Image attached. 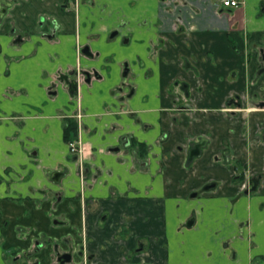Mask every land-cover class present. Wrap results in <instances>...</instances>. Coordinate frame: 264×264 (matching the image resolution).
Masks as SVG:
<instances>
[{
	"label": "crops",
	"instance_id": "1",
	"mask_svg": "<svg viewBox=\"0 0 264 264\" xmlns=\"http://www.w3.org/2000/svg\"><path fill=\"white\" fill-rule=\"evenodd\" d=\"M4 1L0 264L35 241L47 242L43 264L55 245L67 264H264V143L242 140L240 121L232 140L225 106L264 99V0L222 14L217 0ZM177 83L199 98L191 117L173 112ZM79 107L83 187L63 134ZM200 137L188 164L187 141ZM235 167L258 178L253 195Z\"/></svg>",
	"mask_w": 264,
	"mask_h": 264
},
{
	"label": "rangeland",
	"instance_id": "2",
	"mask_svg": "<svg viewBox=\"0 0 264 264\" xmlns=\"http://www.w3.org/2000/svg\"><path fill=\"white\" fill-rule=\"evenodd\" d=\"M263 44H264V38H263ZM264 49V46L262 47ZM250 49V46H249ZM239 50V48H237V51ZM241 51V49H240ZM244 52H246V49H244ZM248 52V51H247ZM243 55V54H242ZM257 70V73L260 72V74L262 76H264V62L261 64V66L257 69H255V71ZM90 75V74H89ZM82 77V76H80ZM182 83H177V85H172L171 87L173 88H177L180 92V89L182 88L181 85ZM179 93H174L175 96H178ZM244 96V95H243ZM199 99L193 101L192 103L190 102V105H195L197 104ZM234 101H238L241 105L240 106H236V105H232L231 107H227L229 104H225L228 112H226V118L227 120L229 119V126H231L232 132H228L230 134L231 139L233 140V138L235 137L234 133L237 132V128H239V121L241 122V126L244 129V132L242 133L243 136H241V139L244 140L246 143H251L253 144L254 148L258 147L260 144L259 143H264V116L263 118L261 117H257L259 116L258 114L263 112L264 113V99H261L260 97L258 99H253L251 97L246 98H242L240 96H238L237 98H233ZM256 103H263V104H256ZM188 104V105H189ZM79 113H76L74 116H72V120L77 121L78 123V129H77V135L76 137H74L73 139H71V141L69 142L70 144L73 143L75 146V151L71 152L69 151V153L73 156L76 157L75 159V167H76V172L79 176L80 179V185L81 187H83V185L87 184L86 182L88 181V175L87 173V166L86 164L81 161V156L84 152L83 147H82V142L80 139V129H81V120L84 117L83 113L81 112V109L79 107L78 109ZM173 112L176 115H180L181 113L184 114L187 117H191V107H182V110H180V108H174ZM173 113V114H174ZM225 115V114H224ZM242 117L244 119H246V124L243 123ZM176 120V119H175ZM245 122V121H244ZM263 138V140H262ZM68 145V143H67ZM264 146V144H263ZM243 169V168H242ZM235 170V172L232 174L233 177H235L236 179H234V184L237 186V189L240 190V188H244L245 186L247 187V190L245 191L246 194L248 195H253L251 193V190L248 189V182L246 181V179L248 178V180L250 179L249 175H253L251 173H249L248 169H244L243 170ZM258 180V178H257ZM259 185V180H258V184ZM222 190L228 189V186L225 184H221L220 187ZM211 188L208 189H204L206 191H209ZM242 221L240 222V225L242 226ZM242 233L238 234L239 235H244V232L241 230ZM249 236H252V233H249ZM33 246V244L31 245V247ZM30 251V250H27ZM25 251V252H27ZM32 252V251H31ZM34 254V253H33ZM31 255V253L29 254V258L25 259L23 258V256L21 257L22 259L19 260L20 264H26L28 262V260L30 261V263H34L35 261H37L38 259L34 258V255ZM22 255V254H21ZM9 262L10 258H8ZM7 260V262H8ZM241 260H239V262H234L233 264H241L240 263ZM8 262V264H9ZM135 263H138V261H136ZM139 264H144V263H140Z\"/></svg>",
	"mask_w": 264,
	"mask_h": 264
},
{
	"label": "flooded vegetation",
	"instance_id": "3",
	"mask_svg": "<svg viewBox=\"0 0 264 264\" xmlns=\"http://www.w3.org/2000/svg\"><path fill=\"white\" fill-rule=\"evenodd\" d=\"M0 4L3 7V6L6 5V2L4 0H0ZM215 9H216L217 12H219L221 14L222 13H228V12L218 11L217 10V2L215 3ZM58 27L59 26H58L57 22L53 20L51 22V27H50L49 31L47 33H45V38H48V39L55 38L57 30H58ZM10 35L13 38V44H15V45L23 42V40H24L23 39L24 37L21 34L17 33L15 30H12ZM65 78H66L65 76H60V79H65ZM86 78L88 80H90L91 79V75L86 73ZM180 85L182 87L180 89V91H182L181 92L182 94L181 95L178 94V96H175V100L173 101V104L175 105V109L176 108H180V110H182V107L187 108V107L191 106L189 103L190 102L192 103L193 101H195V100H197L199 98L196 97L195 94H193V92H192L191 88L189 87V85H187L186 83H182ZM73 86L75 88L77 87V82L76 81L73 84ZM196 92H198V94H200V91L197 90V89H196ZM240 97H242V96H240ZM251 98L258 99L256 94H252ZM227 103L229 104V106L236 105V106H240L241 107L240 103L238 101H234L233 99L229 100ZM256 104H260L261 105L263 103H256ZM71 119H72V117H71ZM72 121L77 125V129H78L77 121H75V120H72ZM187 143H188V145H187L188 153H187L186 162L189 164V163H192L193 160L197 157L194 154L195 151H197V153L200 154L202 149L206 148L207 140H205V139L200 137V138H197L196 140L195 139L194 140H188ZM234 170H237L236 167L234 168ZM249 178H250L249 180H248V178L246 179V181L248 182V189L251 190V193H254L257 190L258 180H257V178L255 176L249 177ZM210 186H208V187L211 188ZM246 190H247V187L245 186L244 188H242V193L246 194V192H245ZM204 191H206V190H204ZM192 195H194V196H192ZM192 195H191L192 198L197 196L196 193H193ZM46 244H47L46 241H35L30 251L23 252L22 255L16 256V257H14V259L12 258L13 259V264H20L19 260L22 259L21 258L22 256H23V258L28 259L29 256H30L29 255L30 253H31V255L34 253L33 257L36 258V256L41 252V250H43V248H44V246ZM53 248H54L53 249V253L51 254V257H50V258L54 259V263L53 264H67V263H70L72 261V255H71L70 252L62 251L59 248L57 249V245H55ZM143 252H144L143 244L139 243L137 245V247L133 251H131V255L135 254V255L139 256ZM80 254H83L82 249H81V253ZM131 255H129L128 257L130 258ZM10 257H12V256L10 255V252H8L7 253V259L10 258ZM90 261H91L90 258H88L87 260H85V262H83L81 264H92V263H90ZM28 262H30V261L28 260ZM32 264H43V261L37 260V261H35Z\"/></svg>",
	"mask_w": 264,
	"mask_h": 264
},
{
	"label": "built area",
	"instance_id": "4",
	"mask_svg": "<svg viewBox=\"0 0 264 264\" xmlns=\"http://www.w3.org/2000/svg\"><path fill=\"white\" fill-rule=\"evenodd\" d=\"M242 3V0H218L217 10L229 12L231 10L237 9ZM69 149L71 152L75 151V146L73 143L69 144Z\"/></svg>",
	"mask_w": 264,
	"mask_h": 264
},
{
	"label": "trees",
	"instance_id": "5",
	"mask_svg": "<svg viewBox=\"0 0 264 264\" xmlns=\"http://www.w3.org/2000/svg\"><path fill=\"white\" fill-rule=\"evenodd\" d=\"M63 134L66 143L77 135V125L70 119H66L63 124Z\"/></svg>",
	"mask_w": 264,
	"mask_h": 264
},
{
	"label": "water",
	"instance_id": "6",
	"mask_svg": "<svg viewBox=\"0 0 264 264\" xmlns=\"http://www.w3.org/2000/svg\"><path fill=\"white\" fill-rule=\"evenodd\" d=\"M195 155H197L198 153H197V151H195V153H194ZM55 175H54V179H56L57 180V178H58V176H59V173H54ZM210 187H213V185H211ZM209 187H206L205 189H208ZM192 196H194V195H192Z\"/></svg>",
	"mask_w": 264,
	"mask_h": 264
}]
</instances>
